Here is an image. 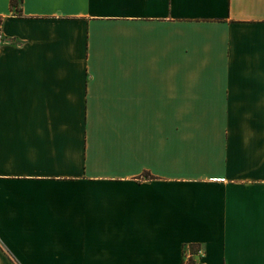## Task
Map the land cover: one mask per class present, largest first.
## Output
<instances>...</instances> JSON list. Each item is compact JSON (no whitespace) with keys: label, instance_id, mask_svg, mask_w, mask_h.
I'll return each mask as SVG.
<instances>
[{"label":"crops","instance_id":"1","mask_svg":"<svg viewBox=\"0 0 264 264\" xmlns=\"http://www.w3.org/2000/svg\"><path fill=\"white\" fill-rule=\"evenodd\" d=\"M0 264H264V0H0Z\"/></svg>","mask_w":264,"mask_h":264},{"label":"built area","instance_id":"2","mask_svg":"<svg viewBox=\"0 0 264 264\" xmlns=\"http://www.w3.org/2000/svg\"><path fill=\"white\" fill-rule=\"evenodd\" d=\"M5 37L0 28V44L4 41ZM204 254V247L200 243H190L184 245V264H199V260Z\"/></svg>","mask_w":264,"mask_h":264},{"label":"trees","instance_id":"3","mask_svg":"<svg viewBox=\"0 0 264 264\" xmlns=\"http://www.w3.org/2000/svg\"><path fill=\"white\" fill-rule=\"evenodd\" d=\"M17 0H11V4L15 5Z\"/></svg>","mask_w":264,"mask_h":264}]
</instances>
